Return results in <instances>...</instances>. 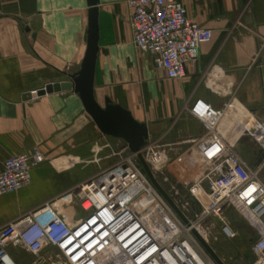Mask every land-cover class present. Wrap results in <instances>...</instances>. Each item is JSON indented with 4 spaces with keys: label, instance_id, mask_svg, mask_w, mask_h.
Wrapping results in <instances>:
<instances>
[{
    "label": "crops",
    "instance_id": "0c3cea01",
    "mask_svg": "<svg viewBox=\"0 0 264 264\" xmlns=\"http://www.w3.org/2000/svg\"><path fill=\"white\" fill-rule=\"evenodd\" d=\"M126 1L98 0L96 7L93 93L101 107L108 98L128 110L170 157L205 134L186 110L195 100L223 112L224 135L264 121V0H178L189 18L212 30L180 80L167 79L152 55L133 45ZM88 11L87 0H0V171L33 148L45 157L28 187L0 197V228L106 169L125 146L99 132L77 95L36 96L79 70Z\"/></svg>",
    "mask_w": 264,
    "mask_h": 264
},
{
    "label": "built area",
    "instance_id": "2783aa9c",
    "mask_svg": "<svg viewBox=\"0 0 264 264\" xmlns=\"http://www.w3.org/2000/svg\"><path fill=\"white\" fill-rule=\"evenodd\" d=\"M126 3L133 45L152 55L167 79L184 78L212 30L189 18L178 0ZM186 110L203 124L202 137L191 139L174 157L160 140L148 139L140 151L170 202L125 145L106 169L0 228V264H17L8 248L30 255L26 264H217L195 234L221 264H264V184L259 177L264 158L251 165L238 151L246 137L258 150L257 160L264 155V121L231 137L219 131L222 111L203 100ZM44 162L38 148L8 158L0 171V197L28 187L33 169ZM70 197L81 215L64 213ZM234 220L245 222L252 240L257 238L251 240L247 262L241 254L237 258L239 253L225 260L210 241L212 228L225 241L236 239Z\"/></svg>",
    "mask_w": 264,
    "mask_h": 264
},
{
    "label": "water",
    "instance_id": "95a60500",
    "mask_svg": "<svg viewBox=\"0 0 264 264\" xmlns=\"http://www.w3.org/2000/svg\"><path fill=\"white\" fill-rule=\"evenodd\" d=\"M87 1L89 6L88 29L86 33L87 47L79 70L67 75V81L46 84L44 87L36 91V96L40 97L46 94L60 92H70L77 95L85 113L90 117L99 132L103 135L123 140L129 152L137 155L144 172L152 181V183L156 186L164 198L170 202L167 196L154 182L151 172L144 163L140 154L141 149L145 146L148 140V129L146 124L136 121L128 110L124 109L120 105L113 104L108 98L104 99V107H101L94 97L93 77L98 39L96 8L98 5V0ZM29 98L30 96L27 94L26 99ZM263 158L264 155L261 154L254 165L258 166ZM196 205L200 209L197 203ZM195 236L198 238L210 256L217 262V264H221L211 248L206 245L196 234ZM255 240H257V238H254L252 241ZM237 258H240V254H238Z\"/></svg>",
    "mask_w": 264,
    "mask_h": 264
},
{
    "label": "rangeland",
    "instance_id": "374dc122",
    "mask_svg": "<svg viewBox=\"0 0 264 264\" xmlns=\"http://www.w3.org/2000/svg\"><path fill=\"white\" fill-rule=\"evenodd\" d=\"M238 151L240 152L241 155L250 154L252 156L251 159L248 161L251 165H254L255 162L257 161L255 153L252 154L251 152L253 151L258 152V150L249 141L248 138L245 137L241 140ZM199 169L200 167L194 166V171L196 170L198 171ZM188 176H189V173L187 172L183 175V178H186ZM259 177L264 184V163H262ZM72 200H73V197H70L69 202H65L64 210L70 211V212L73 210V211H76L77 213V210ZM77 215L79 216L81 215V213L78 212ZM234 223H235L234 225L236 226V228H238L239 230V235L237 236L236 239L230 242L225 241L222 237H220L213 228L210 229V232H211L210 241H211L212 247L216 250V252L220 256H222L227 261L230 259V256L235 257L236 253L247 255L249 252V247H250V243L252 240L251 228L245 222L234 220ZM7 251L17 264H21L20 259H24L25 262H30L32 260L31 256H28L27 254L19 251L17 248L16 249L8 248Z\"/></svg>",
    "mask_w": 264,
    "mask_h": 264
},
{
    "label": "flooded vegetation",
    "instance_id": "af4514ba",
    "mask_svg": "<svg viewBox=\"0 0 264 264\" xmlns=\"http://www.w3.org/2000/svg\"><path fill=\"white\" fill-rule=\"evenodd\" d=\"M252 154H254L255 153V155H256V158H257V156H259V154H258V152L257 151H253V152H251ZM247 161H249L250 159H251V155L250 154H246V155H242ZM241 258H242V260L244 261V262H247L248 260H249V255L247 254V255H243V254H241Z\"/></svg>",
    "mask_w": 264,
    "mask_h": 264
},
{
    "label": "bare ground",
    "instance_id": "6f19581e",
    "mask_svg": "<svg viewBox=\"0 0 264 264\" xmlns=\"http://www.w3.org/2000/svg\"><path fill=\"white\" fill-rule=\"evenodd\" d=\"M7 264H11V261L7 260Z\"/></svg>",
    "mask_w": 264,
    "mask_h": 264
}]
</instances>
